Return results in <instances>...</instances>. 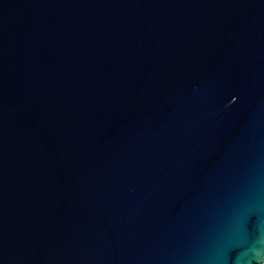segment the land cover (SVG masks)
Masks as SVG:
<instances>
[{"label":"water","instance_id":"obj_1","mask_svg":"<svg viewBox=\"0 0 264 264\" xmlns=\"http://www.w3.org/2000/svg\"><path fill=\"white\" fill-rule=\"evenodd\" d=\"M264 0H0V264H263Z\"/></svg>","mask_w":264,"mask_h":264},{"label":"bare ground","instance_id":"obj_2","mask_svg":"<svg viewBox=\"0 0 264 264\" xmlns=\"http://www.w3.org/2000/svg\"><path fill=\"white\" fill-rule=\"evenodd\" d=\"M263 264H264V262H263Z\"/></svg>","mask_w":264,"mask_h":264}]
</instances>
